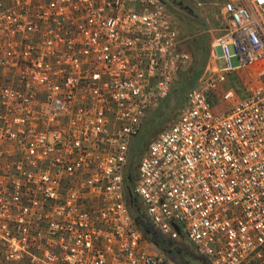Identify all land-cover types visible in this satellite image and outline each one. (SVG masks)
Here are the masks:
<instances>
[{
  "label": "built area",
  "instance_id": "1",
  "mask_svg": "<svg viewBox=\"0 0 264 264\" xmlns=\"http://www.w3.org/2000/svg\"><path fill=\"white\" fill-rule=\"evenodd\" d=\"M218 16L133 194L208 264H264V0ZM171 18L159 0H0V264H175L145 252L122 184L130 141L189 63ZM248 69L243 98L221 90Z\"/></svg>",
  "mask_w": 264,
  "mask_h": 264
},
{
  "label": "trees",
  "instance_id": "2",
  "mask_svg": "<svg viewBox=\"0 0 264 264\" xmlns=\"http://www.w3.org/2000/svg\"><path fill=\"white\" fill-rule=\"evenodd\" d=\"M191 22L198 27V30L189 29L190 39L184 43L187 50L186 53L190 56V63L184 70L177 72L176 80L170 86L166 98L159 103L158 107L154 109L153 112H149V115L147 114L148 118L145 117L139 131L130 141L127 149L126 166L122 176L124 194L125 196H127L128 193L131 194L130 198L126 197V208L133 226L141 233L143 240L155 246L165 256H168L167 250H170V248H179L173 241L167 240L157 233L156 235L152 234L155 231L145 218L140 203L133 194V188L139 157L145 150L147 144L155 137L153 134L157 130L158 122H160L159 109H161L162 105H165L170 96H173L175 99V106L180 105L187 92L194 86L206 66L209 56V39L205 32V24L196 13L195 18L191 19ZM178 50H180L179 45ZM216 94L217 93L209 95L208 100L212 102L213 96H216ZM166 115L168 116V113H166L165 116ZM145 231H148V233H145ZM182 252H185L190 261L194 262V264H208L201 256L197 255L194 250L193 252ZM177 263L181 264L178 261Z\"/></svg>",
  "mask_w": 264,
  "mask_h": 264
},
{
  "label": "rangeland",
  "instance_id": "3",
  "mask_svg": "<svg viewBox=\"0 0 264 264\" xmlns=\"http://www.w3.org/2000/svg\"><path fill=\"white\" fill-rule=\"evenodd\" d=\"M185 1L192 7L191 3L188 0H185ZM200 1H201L200 8L193 9V10H194V14L196 13L204 22L205 32L208 35L209 44H210L211 39H213L214 37L218 36L221 33L220 32L221 26L219 25L218 14H219V9L221 7L223 0H200ZM167 11H169L171 17H173L171 18L172 22L178 31V40H179L178 45L180 49L179 51L182 53H185L188 56L189 63H190V56L188 53H186L187 50H186V47L184 46V43L190 39V34L188 30L189 29L198 30V27L196 25H193V23L191 22V19L188 16H185V14L179 12V10L178 11L175 9L170 10L167 8ZM174 14L177 15L178 18H175L173 16ZM189 63H187L186 66L182 67L181 70H184L189 65ZM231 64L233 66L236 64L234 59H231ZM217 65L218 66L221 65L220 60L217 61ZM236 74H238L239 78H237L238 76L235 77L234 76L235 74H231L228 80L226 81L227 85L225 83L224 84L225 86H227V88L232 89L235 92V95L237 96V98L239 99V98H243L246 95L248 87H250V85L252 84V79L254 78V76H256V72H243V73L238 72ZM257 85H255V87ZM234 86L239 87L237 88V92ZM179 106L180 105L175 106V99L173 98V96H170L167 99L165 105H162L161 109H159L160 122H158L157 130L156 132H154L153 135H156L159 131L169 126V124L174 120L176 111L179 108ZM218 109H219L218 106L215 105L213 111L222 110V109L221 110L220 109L218 110ZM166 113H168V116L167 115L165 116ZM174 243L179 248L180 251H186V252L192 251L193 252L192 247H190L187 244V242L185 241L183 237H179L176 241H174ZM142 247L144 248L145 252L150 255L159 256L165 260L172 261L170 257L162 254V252L159 249H157L152 244L148 243L146 240H142Z\"/></svg>",
  "mask_w": 264,
  "mask_h": 264
},
{
  "label": "flooded vegetation",
  "instance_id": "4",
  "mask_svg": "<svg viewBox=\"0 0 264 264\" xmlns=\"http://www.w3.org/2000/svg\"><path fill=\"white\" fill-rule=\"evenodd\" d=\"M164 2V6L167 9H175L179 10V12L185 14V16H188L191 19L195 18L194 10L193 8L186 2V1H180V0H161ZM187 7L188 9L191 10L188 11V9H184ZM169 12V11H168ZM175 18H178L177 15H173ZM173 18V17H172ZM167 255L170 257L172 260H176L181 264H194V262H191L190 259L188 258L187 254L185 252L180 251L179 249L176 248H170V250H167Z\"/></svg>",
  "mask_w": 264,
  "mask_h": 264
},
{
  "label": "crops",
  "instance_id": "5",
  "mask_svg": "<svg viewBox=\"0 0 264 264\" xmlns=\"http://www.w3.org/2000/svg\"><path fill=\"white\" fill-rule=\"evenodd\" d=\"M238 72H244V71H238ZM246 72H251V70L250 69H248ZM235 77H237L238 76V74H236V75H234ZM230 77V75L227 77V80H228V78ZM237 78H239V76L237 77ZM225 84L227 85V83L225 82ZM225 84L221 87V90L222 89H224V88H227V86H225ZM235 88H236V92H237V88H239V87H236V86H234ZM219 91H220V89H219ZM219 91H217V93L219 94L220 92ZM247 94V93H246ZM219 96H217V94H216V96H213V101L212 102H210V106H211V109H214V107H215V105H217L218 106V108L221 110H223L224 108H225V105L224 104H221L220 103V100H219V98H218ZM213 107V108H212ZM218 109V110H219ZM213 111V110H212ZM215 112H218V111H215Z\"/></svg>",
  "mask_w": 264,
  "mask_h": 264
},
{
  "label": "water",
  "instance_id": "6",
  "mask_svg": "<svg viewBox=\"0 0 264 264\" xmlns=\"http://www.w3.org/2000/svg\"><path fill=\"white\" fill-rule=\"evenodd\" d=\"M159 1H160V3H161V4H163V5H164V2H163V1H161V0H159ZM184 9H188V8H187V7H185ZM188 11H190V12H191V10H190V9H188ZM126 197H127V198H130V197H131V194H129V193H128ZM127 198H126V199H127ZM175 230H177V229H176V227H175ZM145 233H148V231H145ZM152 234L156 235V232H153ZM172 262H173V263H175V264H178V263H177V261H175V260H172Z\"/></svg>",
  "mask_w": 264,
  "mask_h": 264
}]
</instances>
